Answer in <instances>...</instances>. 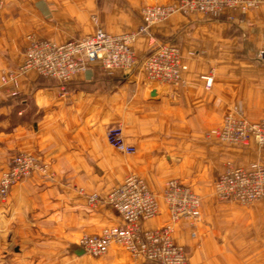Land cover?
I'll list each match as a JSON object with an SVG mask.
<instances>
[{"label": "crops", "instance_id": "obj_1", "mask_svg": "<svg viewBox=\"0 0 264 264\" xmlns=\"http://www.w3.org/2000/svg\"><path fill=\"white\" fill-rule=\"evenodd\" d=\"M175 2L5 0L0 80L4 70L23 63L30 33L58 42L99 28L126 33L144 24L145 4ZM161 42L182 50L179 86L150 82L140 67L124 73L93 65L66 90L34 71L20 78L18 97L10 96L11 84L1 87L0 172L19 151L49 167V175L34 172L10 190L6 201L0 199V253L8 258L2 264L149 263L119 246L101 257L77 246L83 233L120 222L109 205L91 206L88 196H105L131 173L159 194L169 179L201 192L205 213L198 235L192 236L186 221L175 233L187 249V264H264V200L234 216L233 202H216L211 194L228 162L264 165V148L255 140L229 145L209 135L234 107L251 122L264 117V5L219 18L176 13L153 24L150 34L139 35L135 48L145 56ZM209 72L214 81L207 89L201 76ZM113 124L122 125L136 152L126 154L109 143L106 129ZM162 203L161 214L144 222L145 228L168 221Z\"/></svg>", "mask_w": 264, "mask_h": 264}, {"label": "built area", "instance_id": "obj_2", "mask_svg": "<svg viewBox=\"0 0 264 264\" xmlns=\"http://www.w3.org/2000/svg\"><path fill=\"white\" fill-rule=\"evenodd\" d=\"M4 5L5 0H0V15ZM262 5L264 0H176L170 4L144 5L141 9L144 24L135 31L113 34L99 28L93 34L65 42L30 33L26 36L23 63L2 72L0 89L11 84L10 96L17 97L20 78L34 71L44 78L57 80L66 90L67 83L93 65L124 73L140 67L150 82L179 86L183 79L181 48L170 42L155 43L148 54L140 56L135 48L139 35L150 34L153 24L176 13H206L219 18L229 11L239 10L245 14ZM201 78L210 89L213 73L203 74ZM209 135L229 145L247 146L255 140L264 148V117L251 122L238 107H234ZM106 136L109 143L123 153L132 154L137 150L135 145L128 143L121 124L108 126ZM48 171V164L31 153L19 151L13 154L0 174L1 199L6 201L10 190L34 172L46 176ZM213 191L222 202L251 205L263 199L264 165L253 162L249 166H236L228 162L224 172L214 181ZM88 201L91 206L107 204L120 217L117 224L82 234L79 244L89 255L105 256L113 246H119L134 258H144L149 262L147 264H187V249L176 241L175 233L180 223L186 221L192 228V236L198 235L203 216L202 197L192 186L169 179L159 194L151 190L143 177L131 173L105 196L92 193ZM162 202L169 211L168 221L156 228H145L144 222L161 214Z\"/></svg>", "mask_w": 264, "mask_h": 264}, {"label": "rangeland", "instance_id": "obj_3", "mask_svg": "<svg viewBox=\"0 0 264 264\" xmlns=\"http://www.w3.org/2000/svg\"><path fill=\"white\" fill-rule=\"evenodd\" d=\"M145 5H147V4H145ZM102 67V66H101ZM103 68V67H102ZM104 70H106L105 68H103ZM15 153H17V152H15ZM14 153V154H15ZM13 155V154H12ZM9 161H10V159H9ZM9 163V162H8ZM7 166H8V164H7ZM6 166V167H7ZM6 167H4L3 169H5ZM0 174H1V172H0ZM198 193H200L201 194V192L199 191V190H196ZM211 194H212V198H214V200L216 201V202H221V201H219L217 198H216V196L214 195V191L213 192H211ZM201 197H202V203H203V196H202V194H201ZM0 199H1V197H0ZM2 200V199H1ZM261 200H264V198L263 199H261ZM261 200H259V201H261ZM3 201V200H2ZM259 201H257V202H259ZM257 202H255V203H257ZM255 203H253V204H251V205H243V204H241V203H235V202H233V204H234V206H235V208L231 211V214L232 215H234V216H240V214L241 213H243V210H245V209H243V208H247V207H251L252 205H254ZM202 213H203V216H202V220H201V222H200V224H199V226H201V224L203 223V219H204V207H203V204H202ZM191 228V227H190ZM200 228V227H199ZM191 231H192V228H191ZM199 231V230H198ZM11 251L13 252V249H11ZM7 257L6 256H4L3 254H1L0 253V264H2V261L3 260H5ZM8 259V258H7ZM5 263L4 264H7V261H4ZM188 262V261H187ZM10 264H17V261H11V263Z\"/></svg>", "mask_w": 264, "mask_h": 264}, {"label": "water", "instance_id": "obj_4", "mask_svg": "<svg viewBox=\"0 0 264 264\" xmlns=\"http://www.w3.org/2000/svg\"><path fill=\"white\" fill-rule=\"evenodd\" d=\"M263 56H264V54H263ZM77 246L80 247L81 249H83V247H82L80 244H77ZM83 250H84V249H83ZM83 250H82V251H83Z\"/></svg>", "mask_w": 264, "mask_h": 264}, {"label": "trees", "instance_id": "obj_5", "mask_svg": "<svg viewBox=\"0 0 264 264\" xmlns=\"http://www.w3.org/2000/svg\"><path fill=\"white\" fill-rule=\"evenodd\" d=\"M56 81H57V80H56ZM72 81H73V80H72ZM72 81H71V82H72ZM71 82L67 83L66 86H68ZM58 83H59V82H58ZM59 85H60V83H59ZM17 97H18V96H17ZM150 264H153V263H150Z\"/></svg>", "mask_w": 264, "mask_h": 264}]
</instances>
